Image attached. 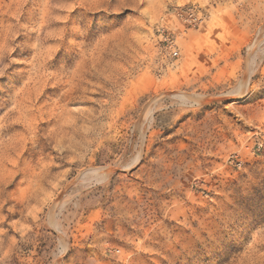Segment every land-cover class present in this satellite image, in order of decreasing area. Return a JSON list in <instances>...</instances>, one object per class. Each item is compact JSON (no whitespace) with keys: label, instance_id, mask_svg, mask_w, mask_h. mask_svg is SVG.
<instances>
[{"label":"rangeland","instance_id":"rangeland-1","mask_svg":"<svg viewBox=\"0 0 264 264\" xmlns=\"http://www.w3.org/2000/svg\"><path fill=\"white\" fill-rule=\"evenodd\" d=\"M0 264H264V0H0Z\"/></svg>","mask_w":264,"mask_h":264},{"label":"built area","instance_id":"built-area-1","mask_svg":"<svg viewBox=\"0 0 264 264\" xmlns=\"http://www.w3.org/2000/svg\"><path fill=\"white\" fill-rule=\"evenodd\" d=\"M179 18H181V20L189 26L196 25L201 21L200 13L197 12L195 7H188L185 10L181 11L179 13ZM164 41H166L167 43L170 42L167 37L164 39ZM172 55L176 56L177 53L173 52Z\"/></svg>","mask_w":264,"mask_h":264},{"label":"bare ground","instance_id":"bare-ground-1","mask_svg":"<svg viewBox=\"0 0 264 264\" xmlns=\"http://www.w3.org/2000/svg\"><path fill=\"white\" fill-rule=\"evenodd\" d=\"M242 85H244L243 83H242ZM240 86V85H239ZM242 88H244V86L242 87ZM236 92V91H235ZM237 92H239V91H237ZM168 93V92H167ZM242 93V92H241ZM238 94V93H237ZM240 95V94H239ZM149 111V110H148ZM147 111V112H148ZM147 112L145 113L146 114V116H147ZM148 115H149V112H148ZM150 116V115H149ZM148 119H150V118H148ZM87 173H90V174H97V170H89ZM63 240V239H62Z\"/></svg>","mask_w":264,"mask_h":264}]
</instances>
